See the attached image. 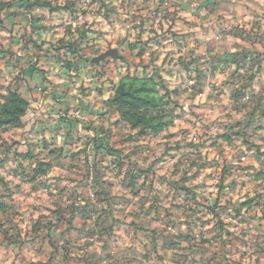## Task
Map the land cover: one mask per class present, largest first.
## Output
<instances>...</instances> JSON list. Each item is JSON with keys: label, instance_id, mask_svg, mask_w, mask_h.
<instances>
[{"label": "rangeland", "instance_id": "374dc122", "mask_svg": "<svg viewBox=\"0 0 264 264\" xmlns=\"http://www.w3.org/2000/svg\"><path fill=\"white\" fill-rule=\"evenodd\" d=\"M50 59L73 101L55 118L18 88ZM121 83L158 133L105 103ZM11 95L0 264H264V0H0Z\"/></svg>", "mask_w": 264, "mask_h": 264}, {"label": "crops", "instance_id": "0c3cea01", "mask_svg": "<svg viewBox=\"0 0 264 264\" xmlns=\"http://www.w3.org/2000/svg\"><path fill=\"white\" fill-rule=\"evenodd\" d=\"M11 41L15 44L17 43V40L15 39H12ZM26 52L27 51L25 50L16 51V56L22 58L20 60L17 58L16 60L20 62H26L27 58L24 56ZM35 67H38V65L32 66V64H30L24 66L25 72L20 77L21 80L24 79V81H22V86L18 87L19 93L30 104V108H36V110L34 111L35 115L40 117L42 114L44 115V117L52 116L54 118L57 117L58 114L60 116H63V114L60 113L59 110L65 106H73V101L68 94H65V87L61 85L66 83H59L60 85H58V83H55L56 81H54L55 78L53 77H55V72L60 70L58 61L55 59H50L48 63H46V66L40 68L41 70H47L48 73H46L45 76H47V78L51 80V83H42L43 85H37L35 80H37L36 78L38 77L35 78L37 74L34 71ZM10 69L15 70V68L12 67ZM31 73H34L33 76H31ZM33 116L34 115L31 113L30 117L32 118Z\"/></svg>", "mask_w": 264, "mask_h": 264}, {"label": "trees", "instance_id": "16d2710c", "mask_svg": "<svg viewBox=\"0 0 264 264\" xmlns=\"http://www.w3.org/2000/svg\"><path fill=\"white\" fill-rule=\"evenodd\" d=\"M29 8H47L52 10L48 3H40L35 1L29 5ZM137 92L126 88L124 83H121L115 92V96L110 103L116 108L122 118L130 122L133 126H139L145 124L146 129L152 130L153 133H158L165 123H154L151 118L144 119L140 117L137 111L146 105V102L142 101L137 95ZM27 103L21 99L18 95H11L9 100H6L5 105L0 107V124L4 126L15 127L18 124V119L25 113Z\"/></svg>", "mask_w": 264, "mask_h": 264}, {"label": "water", "instance_id": "95a60500", "mask_svg": "<svg viewBox=\"0 0 264 264\" xmlns=\"http://www.w3.org/2000/svg\"><path fill=\"white\" fill-rule=\"evenodd\" d=\"M107 57H111V58L115 59V58H116V52L113 51V50L108 51V52H106V53L100 55L99 57L93 58V59L91 60V63H93V64H98L99 62L103 61V60H104L105 58H107Z\"/></svg>", "mask_w": 264, "mask_h": 264}, {"label": "built area", "instance_id": "2783aa9c", "mask_svg": "<svg viewBox=\"0 0 264 264\" xmlns=\"http://www.w3.org/2000/svg\"><path fill=\"white\" fill-rule=\"evenodd\" d=\"M81 120H82V121H85V120H87V119H86L85 117H82Z\"/></svg>", "mask_w": 264, "mask_h": 264}]
</instances>
